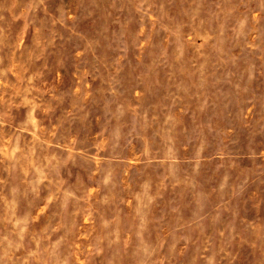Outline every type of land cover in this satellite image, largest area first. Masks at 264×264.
Instances as JSON below:
<instances>
[{"label":"rangeland","instance_id":"rangeland-1","mask_svg":"<svg viewBox=\"0 0 264 264\" xmlns=\"http://www.w3.org/2000/svg\"><path fill=\"white\" fill-rule=\"evenodd\" d=\"M0 264H264V0H0Z\"/></svg>","mask_w":264,"mask_h":264}]
</instances>
